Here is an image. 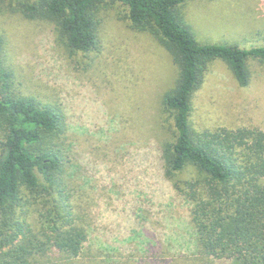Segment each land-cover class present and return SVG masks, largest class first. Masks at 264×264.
<instances>
[{
	"label": "rangeland",
	"instance_id": "rangeland-1",
	"mask_svg": "<svg viewBox=\"0 0 264 264\" xmlns=\"http://www.w3.org/2000/svg\"><path fill=\"white\" fill-rule=\"evenodd\" d=\"M35 1L5 0L0 61L17 94L64 107L73 205L88 231L79 257L51 252L38 264H235L200 252L191 203L163 175L159 140L173 128L168 113L159 118L160 99L180 74L170 53L131 27L120 2L101 12L97 49L72 52L51 22L23 14L21 3ZM180 9L200 43L264 46V0H186ZM250 69L242 87L225 62L210 66L195 129L264 130V63L251 59ZM196 174L190 166L178 176Z\"/></svg>",
	"mask_w": 264,
	"mask_h": 264
},
{
	"label": "trees",
	"instance_id": "trees-1",
	"mask_svg": "<svg viewBox=\"0 0 264 264\" xmlns=\"http://www.w3.org/2000/svg\"><path fill=\"white\" fill-rule=\"evenodd\" d=\"M117 2L129 8L131 27L152 34L180 67L175 87L160 99L159 118L169 114L173 135L159 140V154L165 179L191 203L200 252L264 264V130L192 124L210 66L225 62L247 87L250 60L264 63V46L200 43L180 9L186 0H36L21 3V11L51 22L72 52L90 53L104 6ZM2 45L0 36V53ZM67 122L61 104L17 94L12 70L0 61V264H38L51 252L73 260L83 252L88 231L73 205ZM190 166L196 176L182 180L179 173Z\"/></svg>",
	"mask_w": 264,
	"mask_h": 264
}]
</instances>
